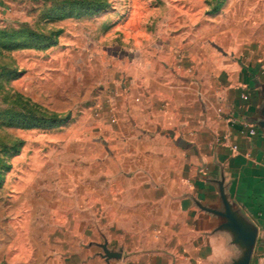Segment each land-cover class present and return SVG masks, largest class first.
I'll list each match as a JSON object with an SVG mask.
<instances>
[{
	"label": "rangeland",
	"instance_id": "1",
	"mask_svg": "<svg viewBox=\"0 0 264 264\" xmlns=\"http://www.w3.org/2000/svg\"><path fill=\"white\" fill-rule=\"evenodd\" d=\"M212 52L264 66V0H0V264L148 246L156 212L130 181L148 174L141 149L182 135L146 116Z\"/></svg>",
	"mask_w": 264,
	"mask_h": 264
},
{
	"label": "crops",
	"instance_id": "2",
	"mask_svg": "<svg viewBox=\"0 0 264 264\" xmlns=\"http://www.w3.org/2000/svg\"><path fill=\"white\" fill-rule=\"evenodd\" d=\"M203 59L197 83L162 88L146 116L182 136L155 156L141 149L148 174L130 182L156 216L144 231L148 246L124 252L117 264H264V66L214 52ZM159 130L141 132V145L147 136L156 141ZM232 219L256 234L253 246L239 238ZM137 228L133 240L140 242Z\"/></svg>",
	"mask_w": 264,
	"mask_h": 264
},
{
	"label": "water",
	"instance_id": "3",
	"mask_svg": "<svg viewBox=\"0 0 264 264\" xmlns=\"http://www.w3.org/2000/svg\"><path fill=\"white\" fill-rule=\"evenodd\" d=\"M234 227L236 228L239 238L243 241H246L249 245L253 246L256 240V234L245 231L242 227L232 219ZM105 255L107 259L121 258V253L110 252L106 247H104Z\"/></svg>",
	"mask_w": 264,
	"mask_h": 264
},
{
	"label": "trees",
	"instance_id": "4",
	"mask_svg": "<svg viewBox=\"0 0 264 264\" xmlns=\"http://www.w3.org/2000/svg\"><path fill=\"white\" fill-rule=\"evenodd\" d=\"M100 10H101L100 8H93V10H91L90 13H91V14H94V13L99 12ZM71 15H72V14H71ZM56 43H57V41H54V42L50 43V44L48 45V47L54 46V45H56ZM25 123H26V124H24V125H26V126H25L26 128H31L29 122H25Z\"/></svg>",
	"mask_w": 264,
	"mask_h": 264
},
{
	"label": "built area",
	"instance_id": "5",
	"mask_svg": "<svg viewBox=\"0 0 264 264\" xmlns=\"http://www.w3.org/2000/svg\"><path fill=\"white\" fill-rule=\"evenodd\" d=\"M243 97L245 98L246 96L244 95ZM219 111L222 112L221 109H220ZM256 133H257V132H256V130H255L254 128H251V129H250V135H256ZM233 148H234L235 150H237V146H234Z\"/></svg>",
	"mask_w": 264,
	"mask_h": 264
}]
</instances>
